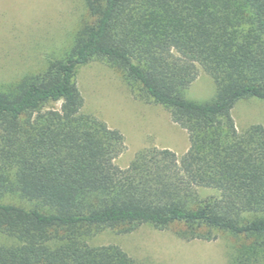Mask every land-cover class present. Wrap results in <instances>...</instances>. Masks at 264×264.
I'll list each match as a JSON object with an SVG mask.
<instances>
[{
  "label": "trees",
  "instance_id": "1",
  "mask_svg": "<svg viewBox=\"0 0 264 264\" xmlns=\"http://www.w3.org/2000/svg\"><path fill=\"white\" fill-rule=\"evenodd\" d=\"M89 20L61 56L0 90V264H136L104 229L174 226L237 239L227 264H264V127L237 129L264 100V0H83ZM115 69L132 95L184 129L181 155L155 146L121 168L122 133L84 112L80 65ZM198 67L213 96L188 99ZM13 196L29 205L7 200Z\"/></svg>",
  "mask_w": 264,
  "mask_h": 264
},
{
  "label": "rangeland",
  "instance_id": "2",
  "mask_svg": "<svg viewBox=\"0 0 264 264\" xmlns=\"http://www.w3.org/2000/svg\"><path fill=\"white\" fill-rule=\"evenodd\" d=\"M89 18L83 0H0V90L41 70L46 56H61L78 26ZM75 79L84 99L83 111L122 133L124 148L115 158L119 167L125 168L144 147L169 148L178 156L187 149L186 131L171 121L168 112L161 105L136 99L119 72L104 62L91 60L80 65ZM214 91L211 76L198 67L184 96L205 101ZM231 114L239 130L252 123L264 127V100H240ZM7 200L29 205L13 196ZM0 241L6 238L0 235ZM90 242L118 244L136 264H227L237 239L222 232L212 240L183 239L174 226L156 229L141 225L124 234L104 229Z\"/></svg>",
  "mask_w": 264,
  "mask_h": 264
}]
</instances>
